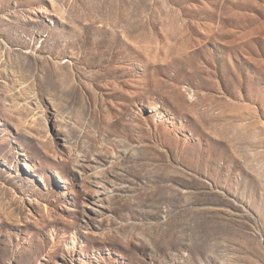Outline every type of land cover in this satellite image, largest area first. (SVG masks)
Wrapping results in <instances>:
<instances>
[{"label":"rangeland","instance_id":"obj_1","mask_svg":"<svg viewBox=\"0 0 264 264\" xmlns=\"http://www.w3.org/2000/svg\"><path fill=\"white\" fill-rule=\"evenodd\" d=\"M0 264H264V0H0Z\"/></svg>","mask_w":264,"mask_h":264}]
</instances>
